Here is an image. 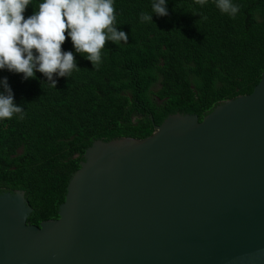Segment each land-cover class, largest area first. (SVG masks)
<instances>
[{
    "label": "water",
    "instance_id": "water-1",
    "mask_svg": "<svg viewBox=\"0 0 264 264\" xmlns=\"http://www.w3.org/2000/svg\"><path fill=\"white\" fill-rule=\"evenodd\" d=\"M82 156L57 218L29 224L24 191L0 193V264H264V72L200 121Z\"/></svg>",
    "mask_w": 264,
    "mask_h": 264
},
{
    "label": "trees",
    "instance_id": "trees-1",
    "mask_svg": "<svg viewBox=\"0 0 264 264\" xmlns=\"http://www.w3.org/2000/svg\"><path fill=\"white\" fill-rule=\"evenodd\" d=\"M233 3L235 18L214 0H167L168 14L146 22L140 14L150 12L151 0H114V25L128 39L106 40L99 66L75 53L65 32L61 50L73 51L78 68L67 78L53 74L55 88L38 72L22 81V74L0 71L23 109L0 120V193L24 191L32 208L27 223L58 217L94 141L144 139L170 115L200 121L222 100L252 92L264 72V0Z\"/></svg>",
    "mask_w": 264,
    "mask_h": 264
},
{
    "label": "clouds",
    "instance_id": "clouds-1",
    "mask_svg": "<svg viewBox=\"0 0 264 264\" xmlns=\"http://www.w3.org/2000/svg\"><path fill=\"white\" fill-rule=\"evenodd\" d=\"M31 2L0 0V71L22 74V81L36 79L38 72L55 88L53 74L67 78L78 68L73 51L61 50L66 35L75 53H83L93 67L101 63L100 52L106 40L127 43L126 34L114 25V0H38L36 10L25 18L24 10ZM195 2L203 6L207 0ZM166 3L151 0L150 12L141 13L140 19L152 22L153 14L166 16ZM214 4L230 18L239 11L233 0H214ZM22 112L14 103L7 77H0V120Z\"/></svg>",
    "mask_w": 264,
    "mask_h": 264
}]
</instances>
